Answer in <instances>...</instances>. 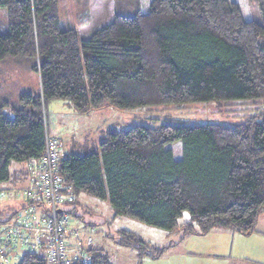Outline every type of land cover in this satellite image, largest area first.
I'll list each match as a JSON object with an SVG mask.
<instances>
[{
    "label": "trees",
    "instance_id": "trees-1",
    "mask_svg": "<svg viewBox=\"0 0 264 264\" xmlns=\"http://www.w3.org/2000/svg\"><path fill=\"white\" fill-rule=\"evenodd\" d=\"M57 2L0 0L7 23L0 65L21 62L39 83L14 101L0 79V183L10 180L13 160L39 165L51 137L46 108L55 99L81 114L103 106L264 101V0H79L78 22L63 29ZM175 142L179 159L170 147ZM73 144L55 166L75 195L69 211L79 220L77 198L84 194L108 201L114 218L180 232L182 241L217 228L249 234L264 210V102L240 123L109 126L97 144ZM19 201L0 222L31 203ZM184 211L188 218L179 223ZM116 233L138 261L163 257L179 242L160 247L129 229ZM69 244L68 264H113L97 244ZM14 264L46 259L27 252Z\"/></svg>",
    "mask_w": 264,
    "mask_h": 264
},
{
    "label": "rangeland",
    "instance_id": "rangeland-1",
    "mask_svg": "<svg viewBox=\"0 0 264 264\" xmlns=\"http://www.w3.org/2000/svg\"><path fill=\"white\" fill-rule=\"evenodd\" d=\"M77 2V3H76ZM58 21L60 28L75 26L77 21V12L80 13L82 7L79 0H58ZM257 6L252 3L251 13L256 20L260 16L257 13ZM7 31L6 12L0 8V32ZM1 81L3 89L9 94L10 99L16 100L17 96L22 92H33L38 88V78L36 73L29 70L23 63H19L10 59L9 63L0 65ZM263 100L261 98L245 99V100H227L222 103L211 102H191L183 105H156L145 107H134L133 109H117L110 106H103L89 113L81 114L75 112L69 105L68 101L55 99L48 103L46 111L47 131L51 136L59 137L64 145V149H68L69 145L77 146L79 144H97L101 130L107 127H123V125L143 124L157 126L162 123L172 124H190V123H226L235 124L245 120L250 115L260 112L263 108ZM73 142V143H72ZM70 145V146H71ZM173 150L174 158L179 159L181 156V142L170 144ZM82 151H78L80 154ZM11 178L10 180L0 183V190H6L7 195L0 197V219H4L8 211L18 207L21 202L20 198L15 194V188L19 185H25L28 180L29 167L26 163L12 161L9 164ZM29 171V170H28ZM14 191V192H13ZM79 204L76 208V215L84 216L83 219H77L76 224L82 227V232H87L93 237L91 246L97 244L101 246L105 253H108L113 264H205V259L218 260L219 255L229 256L227 253L212 254L202 250L192 249L196 246L193 242L196 237H183L180 239V232L169 235L164 229L148 226L140 221L124 216L112 217V209L109 207L108 201L91 198L88 195H79ZM73 204H67L65 209H71ZM179 223L188 218L187 212L184 211ZM92 222L94 225L86 226V222ZM118 228L132 230L140 235L144 240L154 243L158 246L168 245L169 243L178 242L168 251L172 254L165 253L163 259L143 258L138 261L137 252L132 247L123 246L116 239ZM91 230V231H90ZM81 239H83L81 237ZM188 239H192L191 241ZM190 241V243H189ZM18 253L21 252L22 246L18 245ZM211 250V249H210ZM233 249H230L231 252ZM227 251V250H226ZM230 256H234L233 253ZM232 259V258H231ZM221 260V259H219ZM231 262H234L232 259Z\"/></svg>",
    "mask_w": 264,
    "mask_h": 264
},
{
    "label": "built area",
    "instance_id": "built-area-1",
    "mask_svg": "<svg viewBox=\"0 0 264 264\" xmlns=\"http://www.w3.org/2000/svg\"><path fill=\"white\" fill-rule=\"evenodd\" d=\"M62 145L59 137H49L39 165H29L28 185L15 188L13 195L31 203L14 218L0 222V264H14L18 256L40 251L46 256V264H68L74 257L69 249L73 239L91 246V238L81 239L73 218H64L68 215L61 210L66 200L63 195L71 196L72 192L65 187L64 178L55 166L64 156ZM18 245L22 246L20 253ZM80 253L81 249L77 255Z\"/></svg>",
    "mask_w": 264,
    "mask_h": 264
},
{
    "label": "crops",
    "instance_id": "crops-1",
    "mask_svg": "<svg viewBox=\"0 0 264 264\" xmlns=\"http://www.w3.org/2000/svg\"><path fill=\"white\" fill-rule=\"evenodd\" d=\"M185 237H196V240H193V242H195L194 244L197 247L192 246V249L202 250L212 254H229V256L219 255L217 261L207 258L205 259V264H264V210L261 211L256 221L255 229L249 234H238L230 230L217 228L207 232L205 235L192 234ZM188 240L191 241L192 239ZM92 243L94 244L93 237ZM168 249L166 252L172 254ZM230 249H233V252ZM230 252L234 256H230ZM163 258L160 257L156 260L161 261L159 259ZM231 258L234 262H231Z\"/></svg>",
    "mask_w": 264,
    "mask_h": 264
},
{
    "label": "bare ground",
    "instance_id": "bare-ground-1",
    "mask_svg": "<svg viewBox=\"0 0 264 264\" xmlns=\"http://www.w3.org/2000/svg\"><path fill=\"white\" fill-rule=\"evenodd\" d=\"M48 139V138H47ZM47 139H46V142H47ZM46 144V143H45ZM62 148H64V145H62ZM65 195V194H64ZM63 195V197H64V199H66L65 201H64V205H62L61 206V210H62V212H64V213H66L68 216H64V218H66V219H71V218H73L72 219V221H73V225H75L76 227H77V229H78V232H79V236H81L82 238H83V240L84 239H86L87 237H90L91 238V245L93 244L92 243V236L90 235V233L89 232H87V235L86 234H84V232H82L81 230H82V227H80L79 226V224H76L75 222H76V219H77V217L71 212L70 213V211H69V209H65L64 208V206L65 205H67V204H71L75 199V195H73V193L71 192V196H64ZM91 231V230H90ZM41 253H43L42 251H40ZM40 252H37V253H40ZM43 255H44V253H43ZM45 256V255H44ZM45 259H46V256H45Z\"/></svg>",
    "mask_w": 264,
    "mask_h": 264
}]
</instances>
